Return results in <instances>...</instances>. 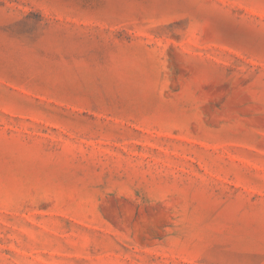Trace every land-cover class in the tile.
Returning <instances> with one entry per match:
<instances>
[{"label": "rangeland", "instance_id": "1", "mask_svg": "<svg viewBox=\"0 0 264 264\" xmlns=\"http://www.w3.org/2000/svg\"><path fill=\"white\" fill-rule=\"evenodd\" d=\"M0 264H264V0H0Z\"/></svg>", "mask_w": 264, "mask_h": 264}]
</instances>
